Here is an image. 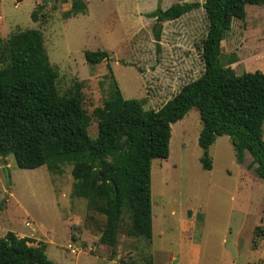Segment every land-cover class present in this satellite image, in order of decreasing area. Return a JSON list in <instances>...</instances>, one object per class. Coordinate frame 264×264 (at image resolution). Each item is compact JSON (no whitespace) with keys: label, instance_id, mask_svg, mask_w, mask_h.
Returning a JSON list of instances; mask_svg holds the SVG:
<instances>
[{"label":"rangeland","instance_id":"obj_1","mask_svg":"<svg viewBox=\"0 0 264 264\" xmlns=\"http://www.w3.org/2000/svg\"><path fill=\"white\" fill-rule=\"evenodd\" d=\"M71 1L0 0V41L28 28L43 32L60 92L83 84L92 138L98 135L94 111L113 93V79L125 98L159 109L203 73L209 27L203 6L163 22L160 40L148 14L158 5L205 0H82L87 10L67 17ZM86 50H105L109 60L89 63ZM232 58L237 62L228 65ZM221 59L236 75L264 71V4L246 5L245 18L233 20ZM201 128L193 107L172 124L169 156L152 161V244L128 236L127 220L117 245L100 243L105 217L72 196L71 165L61 172L20 168L13 154L0 156V237L12 231L31 245L45 244L56 264H264V179L249 167V153L237 160L228 135L212 144L213 166L204 169Z\"/></svg>","mask_w":264,"mask_h":264},{"label":"trees","instance_id":"obj_2","mask_svg":"<svg viewBox=\"0 0 264 264\" xmlns=\"http://www.w3.org/2000/svg\"><path fill=\"white\" fill-rule=\"evenodd\" d=\"M248 4L264 0L176 2L165 9L158 5L148 14L155 18L156 40L163 22L203 6L209 21L202 40L204 71L159 109L125 98L113 79V93L94 111L95 138L88 133L91 117L83 106V84L60 92L59 73L50 62L43 32L28 28L12 33L0 41V156L13 154L20 168L46 165L61 172L65 164L71 165L72 196L85 198L89 210L105 217L99 241L108 246L117 245L126 220L128 236L152 244V161L169 156L172 124L193 107L202 123L198 141L203 168L213 166L209 150L217 137L228 135L237 160L243 163L249 153V167L264 179V71L236 75L221 59V42L233 20L245 18ZM86 10L84 1L72 0L65 15ZM38 14L32 12L34 21ZM85 57L92 64L109 60L105 50H86ZM235 62L232 58L228 65ZM30 241L12 231L0 237V264H56L45 244Z\"/></svg>","mask_w":264,"mask_h":264},{"label":"water","instance_id":"obj_3","mask_svg":"<svg viewBox=\"0 0 264 264\" xmlns=\"http://www.w3.org/2000/svg\"><path fill=\"white\" fill-rule=\"evenodd\" d=\"M5 170H6V172H7V176H8V178H9V170H8V168H6Z\"/></svg>","mask_w":264,"mask_h":264},{"label":"built area","instance_id":"obj_4","mask_svg":"<svg viewBox=\"0 0 264 264\" xmlns=\"http://www.w3.org/2000/svg\"><path fill=\"white\" fill-rule=\"evenodd\" d=\"M73 252H76V250H75V249H73Z\"/></svg>","mask_w":264,"mask_h":264}]
</instances>
